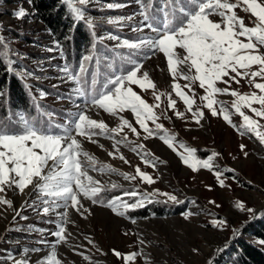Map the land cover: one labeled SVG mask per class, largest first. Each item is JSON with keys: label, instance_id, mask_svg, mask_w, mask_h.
<instances>
[{"label": "rangeland", "instance_id": "1", "mask_svg": "<svg viewBox=\"0 0 264 264\" xmlns=\"http://www.w3.org/2000/svg\"><path fill=\"white\" fill-rule=\"evenodd\" d=\"M108 2H119L125 7L108 10L103 7ZM163 6L162 4L161 8ZM21 7L26 9L28 14L23 19H17L14 13ZM87 12L95 21L94 29L98 28L94 30L97 44L122 50L121 54L125 61L130 55L134 59L137 58L133 55L135 50L117 47L119 41L108 39L110 35L118 36L121 41L124 39L135 41L138 37L152 35L147 28L140 32L132 30L140 26L142 21L137 0H93ZM238 14L245 17L247 22L249 14L240 10ZM128 16H133V19L118 24L107 22L110 18ZM162 16L161 12L160 18ZM107 26H111V29H107ZM0 32L12 50L11 58L14 55L19 60L21 69L17 71L18 74L32 73L27 79H23L31 87L36 99L50 104L63 113L61 117L56 113L51 114V123L63 125L70 122L76 115L77 106L83 104L84 97L75 92L76 85L68 80L60 69L65 64L75 69L79 64L71 65L66 60L64 52L61 55L59 50L48 51L58 40L35 16L27 0H0ZM14 32L20 36H16ZM101 37L103 39H100ZM139 58L143 59L142 54ZM109 59V65L102 66L99 63L96 70L101 83L115 72L113 61ZM143 65L141 72L147 71L150 79L157 85L155 90L157 94L164 93V95L161 101L157 102L153 89L145 91L133 85V90L147 103L160 104L158 109H154L159 117L156 123L163 125V129L170 136H175V150L169 148L159 138L160 135H164L163 130L158 135L144 139L147 134L135 123V117L130 111L120 115L137 128L139 137L125 128L119 135L112 134L114 139L106 136L94 137L97 141L95 144L80 137L78 139L81 140L83 149L95 156L98 162L110 164L121 172L133 175L136 174V166H139L141 171L151 175L155 180L154 184L142 183L139 178L130 182L117 173L89 170V175L100 180L107 189H111L110 185L113 183L120 185L116 189H111L116 191L115 196H122L124 192L132 190L140 192L158 190L159 193L176 196L179 202H173L164 195H155L150 197L151 202L146 201L143 207L130 209L125 216H119L104 204H92L91 201L82 198V202L91 214H85L87 218H84L75 210H68L69 223L65 227L71 235L66 243L56 245L62 264H88L82 256L77 255L78 252L91 257L92 264H123L122 260L117 259L112 253V249L122 254L142 251V255L129 264H146L145 256L149 258L147 264H236L235 248L239 239L249 240L264 250V241L253 236V226L264 218V144L254 134L245 132L241 135L238 131L242 118L230 107L235 98L227 94L216 96V99L223 101L233 113L231 118L236 125L233 127L222 116H212L208 109L203 108L199 97L204 95V91L198 87V82L192 86V91L185 88L184 91L195 100L193 111L197 109L204 111V117L197 124L187 106L175 96L172 89L174 81L167 69L166 57L162 53L151 55L150 59L143 60ZM256 68L257 66H253L252 70ZM89 71L93 69L89 68ZM104 76L105 79H102ZM178 82L182 87L186 83L183 80ZM256 82L264 81L257 78ZM38 85L50 86L56 89L57 93L55 95L46 93ZM218 86L226 85L218 82ZM231 88L238 90L241 94L250 95L254 91L259 94V90L255 89L248 79L241 80L239 85L233 82ZM41 93L44 95L41 96ZM168 94L176 100L175 109L167 107ZM244 111L253 119L259 120L262 125L260 130L264 132V119L255 117L248 109ZM176 112H183L184 117H177ZM88 114L93 119L104 121L109 128H116L121 122L120 116H112L98 108L90 109ZM148 126L155 128V124L151 121L148 122ZM125 135L127 140L118 145V148L120 154L129 161L128 164H125L118 156L114 158L108 155L109 152L114 151L112 145L115 140ZM181 144L196 149L198 159H207L213 152L218 153L213 157L212 169L200 167L193 171L188 167L181 159V154L187 155L185 147H181ZM137 145H143L142 151L151 154L148 159L159 158L158 161H154L156 164L154 168L144 164L141 155L133 151ZM241 145L245 146L243 150ZM228 169L234 171L229 172ZM216 171L224 173L222 178L225 180V186L222 187L219 184L214 174ZM6 198L12 199L13 206L19 208L25 201L31 203L35 199V193L26 190L22 194L18 190H8ZM124 199L134 203L136 198L124 197ZM210 201L215 203H209ZM237 202L244 203L246 208L254 209L255 214L238 209L235 206ZM39 203L37 201V205ZM151 203L158 205V208L161 206L163 214L159 215L149 209L151 213L148 217L131 215L132 212L141 210ZM61 211L62 209L56 210L57 213ZM188 213L191 215L185 218V214ZM14 214L12 210L7 209L0 215V264H13L9 257L22 258L21 254L25 249L39 247L42 249L40 253H30V264H34L38 258H43L51 251L50 245L55 242L56 237L50 233L57 230V225L61 222L60 216L43 215L39 207L34 210L27 206L22 211V215L27 217L26 220L20 217L13 220ZM212 220H225L227 223L223 227H214ZM85 237L93 240V244H88ZM138 237L145 241L144 245L138 243ZM41 240L49 243L41 244ZM97 249L101 251L98 252Z\"/></svg>", "mask_w": 264, "mask_h": 264}, {"label": "snow or ice", "instance_id": "2", "mask_svg": "<svg viewBox=\"0 0 264 264\" xmlns=\"http://www.w3.org/2000/svg\"><path fill=\"white\" fill-rule=\"evenodd\" d=\"M27 2L31 4L33 0H27ZM92 3L93 0H61V6L65 8L66 14L73 19V22H83L90 29L96 27L91 14L87 12L88 6ZM137 3L142 21L140 26L132 30L140 32L147 28L152 35L138 37L135 41L129 39L121 41L114 35L108 37V39L119 41L117 47L135 50L133 55L137 58L134 59L130 55L126 61L128 67L116 69L101 83L97 71H89V65L93 63L97 67L99 65L95 52L97 45L93 42L91 45L93 51L82 57L77 68L74 69L69 64H65L60 69L65 77L76 85L75 92L84 97L83 104L77 106L76 115L70 122L63 125L52 123L45 125L23 114H13L10 119L0 120V194H2L0 195V215L3 211L10 209L15 213L13 220L16 217L26 220L27 217L22 215V211L27 206L34 210L39 207L43 215L60 216L61 222L57 225V230L50 233L56 237L55 242L50 245L51 251L43 258H38L34 264H62L56 245L66 243L71 235L65 227L69 223L68 210L73 209L84 218H87L85 214H91L82 202V198L91 201L92 204H104L119 216H125L130 209L143 207L145 202H151L150 197L155 195H164L173 202H179L176 196L159 193L158 190L152 192L132 190L124 192L122 196H113L105 203L102 194L107 191V188L100 180L89 175V170L117 173L130 182L139 178L142 183L154 184L155 180L151 175L141 171L139 166H136V174L133 175L121 172L110 164L98 162L95 156L83 149L81 140L78 139L80 137L95 144L97 141L94 137L106 136L114 139L112 134L119 135L125 128L139 137L137 128L120 115L130 111L135 117V123L147 134L144 139L158 135L163 130L164 135H160L159 138L169 148L175 150V136H170L163 129V125L156 123L159 117L154 109H158L160 104L147 103L132 87L135 85L145 91L153 89L155 100L161 101L164 93L157 94L155 91L157 85L150 79L149 73L141 72L144 66L143 60L150 59L151 55L162 53L166 57L167 69L174 81L172 89L175 96L187 106L197 124L204 117V111L202 109L193 111L195 100L184 89L192 91V86L198 82V87L204 91V95L199 97L203 108L208 109L212 116H222L226 122L236 127L231 118L233 113L223 101L216 99L218 94L234 97L230 107L242 118L238 131L241 135L245 132L252 133L264 144V132L260 130L262 125L259 120L253 119L244 111L248 109L255 117L264 119V82H256L257 78L264 81V0H164V6L160 9L163 13L162 18L157 17L152 11L154 6L150 0H137ZM103 7L114 10L123 8L125 5L119 2H108ZM238 10L249 14L247 22L245 17L238 14ZM27 14V10L23 7L14 13L17 19H23ZM132 19L133 16L116 17L108 19L107 22L118 24ZM93 35H95L94 32ZM65 39L70 41L72 37L69 35ZM54 45L48 51L59 50L63 55L60 43L55 41ZM141 54L143 59L139 58ZM0 55L4 57L0 59V67L15 75L17 57L8 58L9 43L2 35H0ZM253 66H257L256 70H252ZM20 75L27 79L32 73L21 72ZM243 79H248V82L259 90V94L255 91L250 95L241 94L238 90L231 88L233 82L239 85ZM180 80L186 82L183 87L178 82ZM218 82L226 86L220 87ZM43 95L44 93H41V96ZM3 96L4 90L0 89V100ZM35 99L36 97H33V100ZM36 107L40 108V105L37 104ZM167 107L170 109L176 107V100L171 94L167 96ZM92 108L102 109L112 116H120V125L109 128L104 121L91 118L88 112ZM46 115L51 118L50 113ZM175 115L184 117L183 112H176ZM149 121L155 124V128L148 126ZM126 140V135L115 140L112 145L114 151L109 152L108 155L114 158L118 156L120 160L128 164L129 161L120 154L118 148V145ZM181 147L185 146L181 144ZM244 147L241 145V150ZM143 148V145H137L133 151L141 155L144 164L154 168L156 166L154 161H158L159 158L148 159L151 154L142 151ZM185 152L187 155L181 154V159L193 171L200 167L211 170L213 157L218 155L213 152L207 159H198L196 149L185 147ZM228 171L234 170L228 169ZM214 174L219 184L222 187L225 186V180L222 178L224 173L216 171ZM118 187L120 185L115 183L110 185L111 189ZM8 190H18L22 194L28 190L30 193H35V199L31 203L25 201L19 208H15L13 200L6 198ZM124 197L136 199L134 203H129ZM37 201L40 202L39 205ZM235 206L242 211L246 210L255 214L254 209L246 208L242 202H237ZM57 209L62 211L57 213ZM188 215L191 213L185 214V218ZM211 223L214 227H223L227 222L212 220ZM85 239L88 244H93V240L87 237ZM40 243L48 244L49 242L41 240ZM138 243L144 245L145 241L138 237ZM41 251L39 247L25 249L21 254L22 258L9 257V259H12L13 264H30V253ZM112 253L117 259L122 260L123 264H129L142 255L140 250L122 254L112 249ZM77 255L82 256L88 264H92V258L88 255L82 252H78ZM144 259L147 264L149 258L145 256Z\"/></svg>", "mask_w": 264, "mask_h": 264}, {"label": "trees", "instance_id": "3", "mask_svg": "<svg viewBox=\"0 0 264 264\" xmlns=\"http://www.w3.org/2000/svg\"><path fill=\"white\" fill-rule=\"evenodd\" d=\"M153 4L152 11L157 17L161 16V5H164V0H150ZM31 7L35 16L49 29L50 33L61 43L63 52L66 55V60L71 65L79 64L81 55H89L92 50V43L95 42L96 47V59L99 60L100 65H109V61H113L114 70L128 67L120 49L111 48L108 45L97 44L95 41L94 30L90 29L83 22H73V19L66 14L65 8L61 6V0H33ZM92 13L94 11H91ZM107 29H111V26H107ZM16 36H20L17 32H14ZM0 35L2 33L0 32ZM71 35L72 39L66 40L65 37ZM12 50L9 48V57L11 58ZM13 54V53H12ZM14 57V55H13ZM16 57V56H15ZM4 58L0 55V59ZM18 58L15 59L16 74L6 72L0 67V89L4 90L3 99L0 100V120L10 119L13 114H23L34 120L40 121L42 124L51 123L52 117L49 118L46 113H56V115H63L61 110L53 108L46 102H40L35 97L31 87L26 81L18 74V70L21 69L18 63ZM89 68L97 70L98 67L93 63L89 65ZM105 79V76L102 77ZM41 90L46 93L55 95L57 90L48 87L46 85H38ZM31 89V91H29ZM39 104L40 108L36 105ZM42 107V108H41ZM122 190V189H121ZM105 203L108 199L116 195L115 190L107 189L103 194ZM151 203L149 206L132 212V216L148 217L151 213L149 209L157 212L159 215L163 214V208ZM253 236L264 241V218L259 220L253 226ZM237 255L236 264H264V250L260 249L252 242L246 239H239L235 248Z\"/></svg>", "mask_w": 264, "mask_h": 264}]
</instances>
